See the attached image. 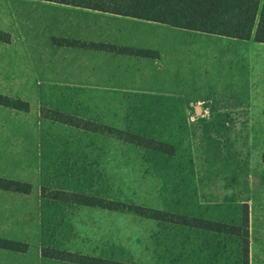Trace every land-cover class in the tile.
I'll list each match as a JSON object with an SVG mask.
<instances>
[{"label":"rangeland","instance_id":"374dc122","mask_svg":"<svg viewBox=\"0 0 264 264\" xmlns=\"http://www.w3.org/2000/svg\"><path fill=\"white\" fill-rule=\"evenodd\" d=\"M19 23L13 28L17 42L20 36L29 39ZM254 78L256 88L249 95L242 93L240 105L225 107H234L235 112L189 113L180 123L175 114L155 112L152 106L158 102L151 98H131L130 107H118L122 116L130 117L122 131L170 144L172 154L121 145L98 134L53 124L43 130L39 172H35L34 160L19 154L11 163L0 160V174L31 183L32 188L39 183L48 191L53 187L232 226L240 225L247 210L249 264H264V72L257 71ZM64 99L50 92L42 97L43 108L71 109ZM220 101L209 105L222 108L228 103ZM180 105L177 99L176 106ZM83 111L81 106L77 114L72 113L73 118L83 120ZM115 111L106 112L105 117H113V124H119L121 114ZM0 134L3 139V131ZM78 208L53 203L41 209V231L22 217L17 225L4 224L0 218V238L16 241L11 239L29 237L20 241L28 246L24 254L0 250V264H59V260L43 256L42 262V248L125 264H242L237 236L160 221L130 222L121 213L111 217L97 209ZM111 218L116 219L114 223L105 225ZM91 227L96 228L95 233ZM105 228L107 233L101 231ZM38 242L43 245L39 250Z\"/></svg>","mask_w":264,"mask_h":264},{"label":"crops","instance_id":"0c3cea01","mask_svg":"<svg viewBox=\"0 0 264 264\" xmlns=\"http://www.w3.org/2000/svg\"><path fill=\"white\" fill-rule=\"evenodd\" d=\"M16 22H21L19 24L24 27L29 39L20 36L19 42L16 41V36L13 35ZM0 35V95L25 100L29 104L27 112L0 105V131H3V139L0 134V160L11 163L17 161L19 154H25L26 158L34 160L35 172L40 170V163L37 161L41 151L39 147L43 130L49 128L50 126L46 127L48 125L77 129L86 134L114 139L121 145H133L112 136L43 118L40 114L44 107L42 97L48 96L50 92L56 98L64 97L68 105L72 106L69 110L53 108L56 111L74 116L72 113L77 114L76 110L80 111L81 106H84L83 120L124 130L130 117L122 116L118 107H130L131 98H151L158 102L152 106L156 108L155 112L175 114L173 117H179L182 123L181 120L184 121L189 113L238 111L234 107H225L240 105L242 93L249 95L252 88H256L254 76L257 71L264 72V43H257L252 38L240 40L188 31L46 1L0 0ZM54 39L112 44L148 50L155 55L140 57L65 46L56 44ZM27 94H30L29 98L26 97ZM177 99L182 102L178 107ZM221 99L228 102L222 108L218 104L209 105L211 101L218 103ZM168 101L171 104H165ZM114 110L121 114L119 124H113V117H105L106 112L112 113ZM129 112L130 110L127 113ZM46 134L45 131L44 136ZM91 141L87 140L88 145H91ZM23 145L26 147L23 148ZM0 177L11 178L2 173ZM29 184L31 189L27 194L0 189V197H5L1 199L4 200V205L0 207L2 223L17 225L19 217H22L41 231V209L43 211L53 203L69 207L74 205L78 209H97L96 211L110 216L115 215V212L121 213L129 217L125 221L130 222L138 219L158 222L129 213L45 198L41 195V188L44 187L42 184L37 183L34 188ZM51 189L74 192L53 187ZM114 220L116 219L111 218L105 225L114 223ZM95 230L93 228L92 233ZM101 231L107 233L108 229ZM27 233L22 236H27ZM22 239L26 240H11L20 242ZM38 245L39 250L40 245H43L40 242ZM27 250L28 246L24 252L18 253L24 254ZM39 251L43 262L41 250Z\"/></svg>","mask_w":264,"mask_h":264},{"label":"trees","instance_id":"16d2710c","mask_svg":"<svg viewBox=\"0 0 264 264\" xmlns=\"http://www.w3.org/2000/svg\"><path fill=\"white\" fill-rule=\"evenodd\" d=\"M69 5L78 8L107 12L165 24L188 31H198L229 38L264 43V0H37ZM2 36L0 35V38ZM59 45L104 50L140 57L153 56L148 50L119 47L112 44L84 42L73 39H54ZM0 105L27 112L29 104L20 99L0 95ZM43 118L69 124L87 131L105 134L129 142L133 145L172 154L173 147L168 144L131 134L126 131L102 126L90 121L75 119L61 112L41 108ZM264 161V156H263ZM0 189L27 194L29 183H22L0 177ZM41 195L52 200L79 204L101 209L124 212L156 221L194 227L217 234H231L240 238L242 264H249L248 212L244 210L241 223L232 226L197 217L177 215L157 209L109 201L89 195L41 188ZM0 248L24 252L27 245L17 241L0 239ZM41 255L71 264H125L110 259L73 253L64 250L42 248Z\"/></svg>","mask_w":264,"mask_h":264}]
</instances>
